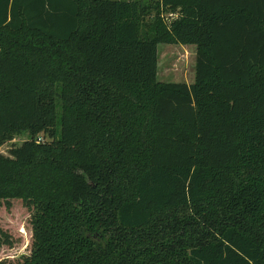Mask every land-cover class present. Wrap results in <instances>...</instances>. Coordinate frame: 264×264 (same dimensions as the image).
I'll list each match as a JSON object with an SVG mask.
<instances>
[{
  "label": "trees",
  "instance_id": "obj_1",
  "mask_svg": "<svg viewBox=\"0 0 264 264\" xmlns=\"http://www.w3.org/2000/svg\"><path fill=\"white\" fill-rule=\"evenodd\" d=\"M158 43L194 45L192 83L156 80ZM21 134L15 264H264V0H0V146Z\"/></svg>",
  "mask_w": 264,
  "mask_h": 264
},
{
  "label": "rangeland",
  "instance_id": "obj_2",
  "mask_svg": "<svg viewBox=\"0 0 264 264\" xmlns=\"http://www.w3.org/2000/svg\"><path fill=\"white\" fill-rule=\"evenodd\" d=\"M175 16V12L162 13V17L167 21ZM194 55V45L158 43L156 45V80L158 82L192 83ZM58 109L57 107V115ZM24 139H26L25 134L14 136L0 146V154L7 156L9 148L19 145ZM42 140L48 139L42 137ZM28 217L29 212L20 200L9 201L8 208L0 205V230L5 232L10 240V245H0V261L3 264H15L21 256L28 254L30 245Z\"/></svg>",
  "mask_w": 264,
  "mask_h": 264
}]
</instances>
